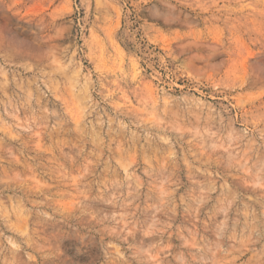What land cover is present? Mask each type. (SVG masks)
<instances>
[{
	"label": "rangeland",
	"instance_id": "obj_1",
	"mask_svg": "<svg viewBox=\"0 0 264 264\" xmlns=\"http://www.w3.org/2000/svg\"><path fill=\"white\" fill-rule=\"evenodd\" d=\"M0 264H264V0H0Z\"/></svg>",
	"mask_w": 264,
	"mask_h": 264
}]
</instances>
